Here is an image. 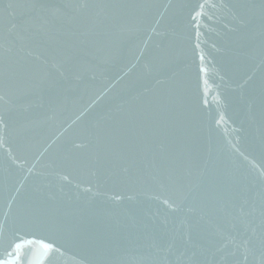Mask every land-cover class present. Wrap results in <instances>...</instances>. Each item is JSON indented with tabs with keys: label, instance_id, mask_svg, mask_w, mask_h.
Listing matches in <instances>:
<instances>
[{
	"label": "water",
	"instance_id": "water-1",
	"mask_svg": "<svg viewBox=\"0 0 264 264\" xmlns=\"http://www.w3.org/2000/svg\"><path fill=\"white\" fill-rule=\"evenodd\" d=\"M262 230L264 0H0V264H264Z\"/></svg>",
	"mask_w": 264,
	"mask_h": 264
},
{
	"label": "snow or ice",
	"instance_id": "snow-or-ice-1",
	"mask_svg": "<svg viewBox=\"0 0 264 264\" xmlns=\"http://www.w3.org/2000/svg\"><path fill=\"white\" fill-rule=\"evenodd\" d=\"M203 7V5H201ZM200 13H196V16L193 17V19H196ZM127 171V169H125ZM165 203H168L165 201ZM170 208L172 207L171 204L168 205ZM240 212L242 216L244 215V210L243 207H241ZM233 234L230 235V237H226L225 239L227 240V246L228 244L234 245L236 248V251L241 252V255L243 256V260L247 261L249 258V253H252L253 250L256 247L257 241L254 240L253 235H254V230H252L253 235L249 234V230L245 229L243 226V219L241 218V224H233ZM178 241H182L183 243L187 244L190 243L191 241V230L189 233L182 235L178 238H172L170 240H162L161 241V246H166V247H173ZM259 244V249L261 251V255L264 256V230H262V235L259 238L258 241ZM43 247L46 250H53V246L51 244H44ZM21 248V245L17 244L16 249H17V255H19L18 250ZM243 250V251H241ZM195 255V253H193Z\"/></svg>",
	"mask_w": 264,
	"mask_h": 264
}]
</instances>
